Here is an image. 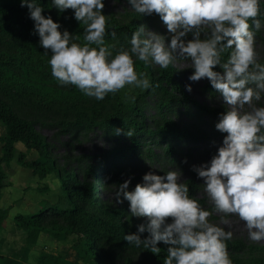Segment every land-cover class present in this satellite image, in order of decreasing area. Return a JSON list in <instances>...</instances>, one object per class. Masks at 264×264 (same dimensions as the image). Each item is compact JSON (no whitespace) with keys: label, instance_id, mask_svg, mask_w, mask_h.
Wrapping results in <instances>:
<instances>
[{"label":"clouds","instance_id":"clouds-1","mask_svg":"<svg viewBox=\"0 0 264 264\" xmlns=\"http://www.w3.org/2000/svg\"><path fill=\"white\" fill-rule=\"evenodd\" d=\"M260 4L261 0H127L136 13L158 14L170 41L142 25L132 33L130 48L113 56L105 45L104 0H51L58 12L74 10V18L84 26L82 44L45 16L38 0H21L34 21L39 44L46 53L51 51V74L61 86L74 85L96 100L126 86L148 89L150 81L137 71L136 60L162 69L188 61L184 68L194 69L190 81H210L227 106L215 125L226 135L212 159L193 170L203 179L213 210L222 214L221 222L230 225L227 217L237 216L254 242L264 240V107L254 104L264 98V63L259 62L253 31L261 28ZM111 36L115 39V31ZM217 65L223 72L214 70ZM186 88L192 90L190 84ZM181 177L180 170L163 175L149 171L134 190H129L131 177L118 185L115 203L128 201L131 215L147 220L124 239L154 253L159 243L169 245L164 264H232L226 243L232 231L209 222L212 212L189 196ZM145 231L149 235L142 239Z\"/></svg>","mask_w":264,"mask_h":264},{"label":"rangeland","instance_id":"rangeland-1","mask_svg":"<svg viewBox=\"0 0 264 264\" xmlns=\"http://www.w3.org/2000/svg\"><path fill=\"white\" fill-rule=\"evenodd\" d=\"M264 2V0H261ZM103 14L106 20L114 17L121 24L136 22L137 26H146L167 37V29L160 16L156 13L144 15L136 13L126 2L104 0ZM143 21V22H142ZM255 30V48L260 63H264V24ZM84 26L78 24L73 36L79 37L74 41L84 43ZM189 38H191L189 36ZM170 41V37H167ZM116 45L121 51L130 48V44L122 46L116 39L110 43V49ZM95 47V45H92ZM39 44L38 34L18 37L0 33V95L20 116L34 123L36 131L41 134L50 147V155L58 166H69L81 171L85 166L95 169L100 181H95L97 203L90 209L97 210L100 204L125 211L123 221L136 229L138 225L147 223L144 217L132 216L129 202L115 203L114 194L118 185L131 177L129 190H134L137 183L149 171L163 175L168 171H181V182L193 181L197 185L195 199L205 209L212 212L208 218L210 223L232 231L230 242L242 241L253 248L246 249L240 254L243 258L263 257L264 240L251 241L243 221L237 216H229L230 225L221 222L222 214L213 210L212 204L204 191L203 179L200 178L193 166L209 162L223 145L226 133L220 132L215 125L220 119L219 114L211 112H226L227 106L223 98L214 89L207 78L197 82L188 77L194 72L193 68H184L188 61H177L173 71V79L180 85L178 90H172L175 99L170 110L161 109L160 102L164 101L161 93H149L145 99L138 101V106L145 109L144 117L138 118L133 111L126 108L114 109L107 95L103 100H96L82 93L76 86H61L51 74L48 63L51 51ZM115 54H113L114 56ZM157 79L162 74V68L149 63ZM180 68H184L179 70ZM215 71L223 72L217 65ZM191 85V91L186 88ZM254 87V85H253ZM182 93L188 96L184 100ZM196 102L199 107L191 105ZM73 104L88 106L90 123L81 125L79 109ZM255 106L264 107V98L255 102ZM209 110H212L211 112ZM162 111L168 114L163 115ZM133 117L144 123L140 135H127L130 132L124 125L104 126L105 120ZM170 120L181 130H189L197 139H184L170 143L161 139L156 133ZM112 122V121H111ZM90 124V125H88ZM81 125V127H76ZM104 126V127H103ZM120 129L118 133L116 130ZM6 133V128L0 123V136ZM140 144V150L135 155L129 153L133 139ZM171 142V141H170ZM0 144V156L2 154ZM25 152L27 161L41 159L36 150H27L23 143L16 144V152L6 172L5 186L0 189V208L10 210L9 217L0 228V264H37L41 252L65 254L77 264H94L93 261L82 260L73 248L79 240L78 235H70L66 240H58L48 232H42L36 243L27 241V233L17 226L18 215H30L40 211L47 203H54L63 194L60 180L56 174L50 173L45 178H39L33 170L22 166L19 162L20 153ZM43 160V159H42ZM83 160L86 163L82 164ZM115 166L112 171L109 167ZM169 222L171 218H168ZM143 235L149 233L145 231ZM98 244L104 251H112L114 264H151L146 253L131 247L115 248L104 239Z\"/></svg>","mask_w":264,"mask_h":264},{"label":"trees","instance_id":"trees-1","mask_svg":"<svg viewBox=\"0 0 264 264\" xmlns=\"http://www.w3.org/2000/svg\"><path fill=\"white\" fill-rule=\"evenodd\" d=\"M126 2L127 0H117ZM44 6L43 14L50 15L54 21H58L61 25V31L67 29L71 34L75 35L78 22L74 18V10L67 9L64 12H58L55 7H51V0H38ZM260 22L264 24V2L260 4ZM143 22V21H142ZM251 24V21H249ZM139 27L136 22L129 24H121L117 19L111 17L107 19V34L105 36V45L109 47L116 39L119 44L127 46L130 44L132 33ZM34 21L29 17L28 8L21 7V0H0V33L15 35L18 37L35 35ZM115 31L116 37L112 38L111 32ZM255 32V29L253 28ZM116 45L111 48L113 54H117L120 49ZM230 51V50H229ZM229 53L223 55V60H227ZM138 72H143L150 81L151 86L148 89L126 86L124 89L116 93H109L108 101L116 110L118 108H126L138 117H144L145 109L138 106L140 99H145L147 94L161 93L164 101L160 102V108L165 107L170 110L173 105L172 101L176 98L172 94V90H178L180 85L173 79L174 67L169 66L162 70L159 79L156 78L150 64L142 61H135ZM184 100L190 101L185 93ZM191 105L199 107L196 102H190ZM75 105L79 109L81 116L78 118L81 125L90 123L92 118L88 115V106ZM210 112L212 110H209ZM163 115L168 114L162 111ZM222 112H211V115ZM133 117L122 116L120 118H112L105 120L104 126H120L124 125L131 135H140L144 128L141 120ZM112 121V122H111ZM0 123L6 128V133L0 136V144L2 145V154L0 156V189L5 186L6 172L4 166L9 167L16 152V144L23 143L27 150H36L41 159L27 161L26 153L19 155V162L22 166L33 170L34 174L39 178H45L50 173H55L60 180L63 194L59 196L54 203H47L40 211L24 216L18 215L16 218L17 226L27 233V241L31 244L36 243L42 232H48L58 240H66L70 235H78V241L73 245L77 255L84 261H93L94 264H114L115 259L112 251H104L98 242L104 239L114 245L115 248L131 247L143 250L151 264H164L167 256L169 245L163 242L157 246L160 248L158 253H154L149 248L135 247L129 245L124 239L126 234L137 232L136 229L129 226L128 222L123 221L125 211L113 208L110 205L100 204L97 210L90 209L96 205L97 195L95 181H100L99 175L91 166L81 171L69 166H58L55 159L50 155V147L45 138L39 134L30 120L22 117L12 106L5 101L0 95ZM76 125L75 128L81 127ZM90 125V124H88ZM103 126V127H104ZM161 135L162 140L170 143L172 148L173 141L184 139H197L189 130H181L175 122L167 120L165 125L156 133ZM171 141V142H170ZM133 146L130 147L129 153L135 155L140 150V144L133 139ZM43 159V160H42ZM86 163L83 160L82 164ZM112 171L115 166L109 167ZM189 196L195 199L197 185L193 181H188ZM10 210L8 208H0V228L9 217ZM147 236L141 234V238ZM227 250L232 264H264L263 257H247L243 258L235 254H240L246 249L253 248L242 241H226ZM37 264H77L67 258L65 254H53L46 251L40 253Z\"/></svg>","mask_w":264,"mask_h":264}]
</instances>
